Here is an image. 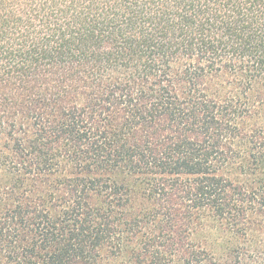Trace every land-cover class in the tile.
Listing matches in <instances>:
<instances>
[{
  "label": "trees",
  "instance_id": "16d2710c",
  "mask_svg": "<svg viewBox=\"0 0 264 264\" xmlns=\"http://www.w3.org/2000/svg\"><path fill=\"white\" fill-rule=\"evenodd\" d=\"M0 264H264V0H0Z\"/></svg>",
  "mask_w": 264,
  "mask_h": 264
}]
</instances>
